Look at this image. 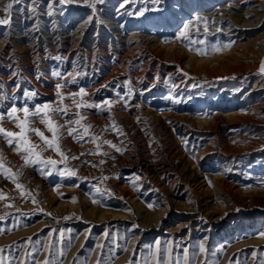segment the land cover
Wrapping results in <instances>:
<instances>
[{"label": "rangeland", "instance_id": "1", "mask_svg": "<svg viewBox=\"0 0 264 264\" xmlns=\"http://www.w3.org/2000/svg\"><path fill=\"white\" fill-rule=\"evenodd\" d=\"M7 3L0 0V19ZM263 4H14L10 24L0 25V126L19 132L8 117L13 107L48 105L61 109L49 117L65 127L63 156L33 132L38 158L0 134V162L10 169L0 170V237L38 226L0 242V264H156L157 248L171 264H185V249L187 264H264V39L249 44L264 27L235 22L248 7L262 14ZM38 93L45 100L30 104ZM29 126L51 139L40 115ZM186 208L225 219L210 232L204 220L179 230ZM93 209L121 215L98 219Z\"/></svg>", "mask_w": 264, "mask_h": 264}, {"label": "snow or ice", "instance_id": "2", "mask_svg": "<svg viewBox=\"0 0 264 264\" xmlns=\"http://www.w3.org/2000/svg\"><path fill=\"white\" fill-rule=\"evenodd\" d=\"M21 0H9V3H7L5 5V8L3 9L5 12V18L0 19V25H5V24H10V18H11V9L13 8V5L16 3H20ZM61 3H66V2H70V0H60ZM89 7H92V4L88 5ZM185 27H187V25H185ZM59 59V57L57 58ZM261 72H264V62H262L261 64ZM54 75H58V73H54ZM62 86L60 84L56 85L57 88V94L59 95V89ZM81 95H83V89H81L80 92ZM28 95H35V93H28L27 91L25 92V96ZM79 106V105H78ZM87 107H92V105H87ZM49 111L52 112H59L61 111V109L56 108V109H49L48 105H44L42 107H38L35 112H29V109L27 107L24 108H20L17 109L16 107H13L9 113H8V117L10 119H14L16 121V127L20 130L19 132H13V131H7L5 130L2 126H0V134L3 135V137L6 139V142L9 145H12L15 142L16 145V149L17 151L20 150L21 147L24 148V150L26 152L29 153V157L32 155H36L38 158V153H35L34 149L37 147L36 145H32L29 143L28 140V133L29 132H33L35 133V135L37 137H39V139L41 141H43L44 145H46L48 148H53L54 150H56L57 152H60V149L58 147V139H59V129L62 127H65V125H55L54 121L49 117ZM17 112H23L24 113V119L20 120L19 117H16L15 114ZM42 114V115H41ZM38 116L40 115L41 117V123L44 124L47 128V131L52 133V137L51 139H49L47 136H45L44 132H42L39 128H35V127H30L29 126V116ZM81 119H83V117H81ZM3 120V116L0 115V121ZM75 123L77 125L80 124V120H76V121H69L67 123V128H68V135L69 136H73L75 129H73L71 127V125ZM90 127V126H88ZM88 128L86 127L84 129L85 134H87ZM105 143H111L110 141H105ZM113 147H115L113 145ZM43 150V149H42ZM117 151H119V149H117ZM60 155L63 156V153L60 152ZM29 157H25L26 163L27 162H32L35 163L37 161L35 160H29ZM2 156H0V161H2ZM50 164H54L55 162L52 160H48L47 161ZM0 170H2L5 174H9L10 173V169H7L4 167L3 163L0 162ZM70 175L73 173H69ZM9 178L13 180V183H16L15 181V176L14 175H9ZM17 187H21V185H19L17 183ZM0 199H3V195L0 194ZM264 235V234H262ZM203 245H201V251H203ZM168 252V250H161L159 248H157L156 252L154 253V257L156 259V264H171V256L170 253H168L167 256H165V253ZM185 264H187L188 261V256H187V249H185ZM47 264V262H46ZM177 264H179V260H177Z\"/></svg>", "mask_w": 264, "mask_h": 264}, {"label": "bare ground", "instance_id": "3", "mask_svg": "<svg viewBox=\"0 0 264 264\" xmlns=\"http://www.w3.org/2000/svg\"><path fill=\"white\" fill-rule=\"evenodd\" d=\"M260 14L256 13L255 9H252V7L246 8L244 10L243 14L237 16L236 19H235V22H237L236 29H243V30L245 29V30H248V31H254L256 29H262V27H264V12L261 15ZM256 15L258 16L257 20L256 19L251 20V19H247L246 18L248 16H256ZM77 31L83 32L84 31V27L76 28L75 32H77ZM114 35H117V34H114ZM67 37H69V35L68 36L65 35L64 38H67ZM74 37H76V36H74ZM73 38L70 39V40H67V41L71 42L73 40ZM261 39H264V28H263L261 33H259L255 37L249 39V44L252 45V46L256 45L257 44L256 42H258ZM155 41L156 40H153L152 38H149V37L146 39L147 44L153 45V47H155L157 45V43H154ZM58 204L60 205V203H58ZM59 205H57V207ZM200 208H186L185 210H182V212H184L185 215H187V217L185 218L186 220L183 222L184 224L178 226L179 230L181 228L182 229H186L188 227V225L193 223V222L199 223L201 220H204L206 222V224H207V227L205 229H206V231L210 232V230L212 229V226L215 223L221 222V221H223L225 219L224 216H222V214H218L219 212H216L214 210L213 211L212 210L211 211L208 210L209 211L208 212L209 213L208 218L207 219H204V218L202 219V213L207 214V212H205L206 210L203 211L204 209H200ZM91 211L93 213H95V216L97 215L98 219L116 218V217L121 215L120 212H118V211L100 210V211L94 212V209L91 210ZM37 227L38 226L35 224V225H32V226L26 227L24 229L12 232V233H10L8 235L1 236L0 237V242H8V241L17 239V238H19L21 236L27 235V234L35 231V229ZM191 227H193V226H191ZM187 230H188V228H187ZM257 242L262 243L263 240H261V241L259 240Z\"/></svg>", "mask_w": 264, "mask_h": 264}, {"label": "trees", "instance_id": "4", "mask_svg": "<svg viewBox=\"0 0 264 264\" xmlns=\"http://www.w3.org/2000/svg\"><path fill=\"white\" fill-rule=\"evenodd\" d=\"M21 90H22V86H20L14 93H13V95H18V93H20L21 92ZM37 96L38 97H36V99H32V100H30V101H28L30 104H32L33 102H35V103H38V102H41V101H43V100H45V99H43V98H45V96L44 95H42V94H37ZM113 206H117V204H112ZM38 220V218H34L31 222H35V221H37Z\"/></svg>", "mask_w": 264, "mask_h": 264}, {"label": "crops", "instance_id": "5", "mask_svg": "<svg viewBox=\"0 0 264 264\" xmlns=\"http://www.w3.org/2000/svg\"><path fill=\"white\" fill-rule=\"evenodd\" d=\"M29 227V226H28Z\"/></svg>", "mask_w": 264, "mask_h": 264}]
</instances>
